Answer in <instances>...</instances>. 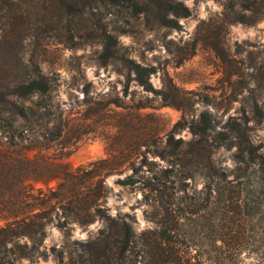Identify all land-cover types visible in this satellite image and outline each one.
<instances>
[{
  "label": "trees",
  "instance_id": "1",
  "mask_svg": "<svg viewBox=\"0 0 264 264\" xmlns=\"http://www.w3.org/2000/svg\"><path fill=\"white\" fill-rule=\"evenodd\" d=\"M0 1L5 7L0 19H7L0 31L8 26L12 32L13 25L17 29L13 36L3 35L0 40V49L9 47L10 52L14 43L22 42L25 32L22 0ZM53 2L68 33L76 18L95 15L94 10L97 16L142 18L149 28L179 29L178 20L190 16V10L176 0ZM263 17L264 0H227L215 34L226 31L230 24L253 25ZM202 31L199 26L196 36L201 37ZM90 33L102 43L106 60L115 55L116 39L106 24L94 25ZM208 38L204 37L206 47L220 59L222 74L231 87L235 83L231 80L243 73L232 65L234 56ZM202 41L194 38L193 52ZM123 63L137 85L150 90L149 76L154 69L128 59ZM249 68L254 71L250 79L231 90L229 99L239 108L225 121H216L209 106L218 112L222 105L208 96L201 102L205 109L191 120L185 107L164 100L184 115L163 136V142L153 139L144 151L137 145L131 150H111L105 159L73 168L59 154L51 155L53 158L41 152L31 155L37 146L52 149L63 128L45 136L52 122L46 102L52 83L39 65L26 63L15 53L14 64L5 66L1 74L5 77L0 78L7 80L0 83L4 138L0 143V222L4 223L0 242L12 244L18 250L17 258H30L32 253L46 256L39 249L46 227L54 225L64 234L62 248L50 249L57 264H239L242 257L264 264V145H255L252 137L254 127L264 126V63L252 59ZM34 97L39 99L35 103ZM230 109L227 105L223 113ZM40 129L43 132L35 136ZM183 129L192 136L187 142L175 137ZM37 136L43 137V143ZM141 141L146 146L145 136ZM220 151L230 153V166L217 158ZM125 170L131 172L118 183L141 193L144 217L151 224L140 233L134 229L133 217H113L105 206L110 192L106 177ZM196 181L201 183L199 190L191 186ZM52 182L55 185L50 187ZM96 221L101 228L93 237L70 241L71 225L87 227ZM20 240L23 245L18 244Z\"/></svg>",
  "mask_w": 264,
  "mask_h": 264
},
{
  "label": "rangeland",
  "instance_id": "2",
  "mask_svg": "<svg viewBox=\"0 0 264 264\" xmlns=\"http://www.w3.org/2000/svg\"><path fill=\"white\" fill-rule=\"evenodd\" d=\"M54 0H22L25 32L19 44L12 45L6 51L0 49V78L5 66L15 62V53L29 64H37L43 75L50 79L52 91L46 97L50 106L52 122L47 126V138L58 127L63 128L62 137L54 142L49 151L37 146L31 155L39 153L59 154L71 167H86L108 157L111 150H131L135 145L140 151L148 143L158 140L170 131L182 118L184 112L164 100L185 107L187 119L196 118L203 108L202 101L208 96L222 108L215 111L209 106L216 121L223 122L229 115L235 114L239 104L231 103V90L236 89L240 81L250 79L254 71L251 61L264 63V17L253 25L230 24L226 31L215 34L220 24L222 5L227 0H176L189 10L188 18L178 20L179 29H167L146 26L142 18L129 16L109 17L86 14L76 18L75 25L65 26L61 20ZM2 2V1H0ZM2 3H0V7ZM2 8L1 12L4 11ZM7 19H0V28ZM205 23L202 27V23ZM106 24L116 39L115 55L107 60L102 56L103 45L90 28ZM202 36H196L198 27ZM7 26L0 31L3 35L13 36L17 29ZM214 32V34H213ZM222 47L233 57L232 65L240 68L243 75L233 78V86L222 74V63L212 50L206 47V39ZM194 38H201L202 44L192 51ZM16 46V47H15ZM123 59L134 61L141 66L151 67L154 72L149 76L150 90L145 91L133 80L134 75L125 68ZM7 80L0 79L4 84ZM39 99L34 97L35 103ZM264 102V91L261 93ZM230 102V104H229ZM231 107L224 114L225 107ZM19 125H24L20 123ZM25 125H29L26 123ZM33 129L34 126L32 127ZM43 132V129L38 130ZM139 134V137L137 135ZM145 136L147 144L141 141ZM38 137V142L43 143ZM152 137V138H151ZM176 138L187 142L191 133L183 129ZM252 137L255 145H264V126L254 127ZM138 140V141H137ZM4 138L0 131V143ZM26 145V143H24ZM38 145V144H37ZM159 146V144H157ZM150 148L152 146L150 145ZM230 153L220 151L217 158L230 166ZM67 157V158H64ZM53 158V157H51ZM62 159V160H63ZM141 157L137 159L139 161ZM132 158L128 163L133 161ZM130 170L111 174L105 183L110 192L105 206L108 213L116 217L129 215L134 218L136 233L151 228L144 217L141 193L129 187L121 186L118 181L130 174ZM52 182L49 186H54ZM192 188L199 190L200 181ZM45 189L43 186H41ZM4 223L0 222L2 227ZM101 228L96 221L87 227L76 224L69 229L70 241H85L93 237ZM18 244L23 245L24 240ZM64 244V234L54 225L46 227V236L39 251L46 256L32 253L31 257L17 258V249L12 244L0 242V264H57L50 253L51 248L60 249ZM19 257V256H18ZM239 264H257L253 259L242 257Z\"/></svg>",
  "mask_w": 264,
  "mask_h": 264
}]
</instances>
